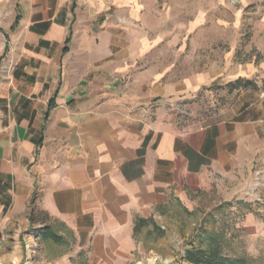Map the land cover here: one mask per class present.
<instances>
[{
    "label": "crops",
    "instance_id": "1",
    "mask_svg": "<svg viewBox=\"0 0 264 264\" xmlns=\"http://www.w3.org/2000/svg\"><path fill=\"white\" fill-rule=\"evenodd\" d=\"M165 9V0H0L1 235L17 222L96 247L125 243L136 218L262 152L261 111L181 126L163 101L184 86L128 71L165 50L153 27Z\"/></svg>",
    "mask_w": 264,
    "mask_h": 264
},
{
    "label": "rangeland",
    "instance_id": "2",
    "mask_svg": "<svg viewBox=\"0 0 264 264\" xmlns=\"http://www.w3.org/2000/svg\"><path fill=\"white\" fill-rule=\"evenodd\" d=\"M165 3L162 19L153 25L165 32L160 37L165 50L144 54L128 71L135 77L165 72L169 85L184 86L163 101L181 126L238 115L245 108L241 117L256 110L264 116V0ZM205 74L212 77L206 80ZM238 78L252 86L230 89L228 83ZM260 136L264 143V128ZM137 219L145 222L135 230ZM42 229L10 224L0 234V264H191L185 250L205 247L208 235L219 240L233 264H264V148L252 164L208 190L171 199L148 218H136L125 243L96 247L62 228L52 230L62 238L55 243L36 236Z\"/></svg>",
    "mask_w": 264,
    "mask_h": 264
},
{
    "label": "trees",
    "instance_id": "3",
    "mask_svg": "<svg viewBox=\"0 0 264 264\" xmlns=\"http://www.w3.org/2000/svg\"><path fill=\"white\" fill-rule=\"evenodd\" d=\"M70 42V35L66 39V46ZM65 46V50L66 47ZM230 89L235 88H248L252 86V81L249 79L238 78L233 82L228 83ZM135 224V230L138 229L140 223H144V219H137ZM206 234V231H205ZM42 237L51 239L55 243L61 242V235L55 234L49 227H44L41 231ZM206 246L198 248L192 247L186 249L184 253V259L191 264H233L220 250V242L214 236L208 235ZM203 243V241H201Z\"/></svg>",
    "mask_w": 264,
    "mask_h": 264
}]
</instances>
